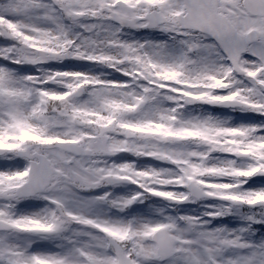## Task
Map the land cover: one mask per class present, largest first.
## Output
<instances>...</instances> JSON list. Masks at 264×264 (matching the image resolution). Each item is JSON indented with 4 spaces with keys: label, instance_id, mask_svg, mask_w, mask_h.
I'll list each match as a JSON object with an SVG mask.
<instances>
[{
    "label": "snow or ice",
    "instance_id": "1",
    "mask_svg": "<svg viewBox=\"0 0 264 264\" xmlns=\"http://www.w3.org/2000/svg\"><path fill=\"white\" fill-rule=\"evenodd\" d=\"M0 264H264V0H0Z\"/></svg>",
    "mask_w": 264,
    "mask_h": 264
}]
</instances>
